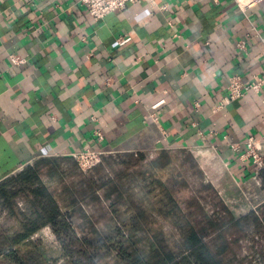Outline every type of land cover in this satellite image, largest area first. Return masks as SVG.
Here are the masks:
<instances>
[{
    "label": "crops",
    "instance_id": "1",
    "mask_svg": "<svg viewBox=\"0 0 264 264\" xmlns=\"http://www.w3.org/2000/svg\"><path fill=\"white\" fill-rule=\"evenodd\" d=\"M154 1L167 8L144 1L95 21L76 0H0V183L35 167L66 214L81 198L43 165L62 172L59 159L89 148L170 151L189 156L235 218L260 198L255 164L231 145L264 146V88L221 103L229 75L264 76V0L250 18L244 0Z\"/></svg>",
    "mask_w": 264,
    "mask_h": 264
},
{
    "label": "trees",
    "instance_id": "2",
    "mask_svg": "<svg viewBox=\"0 0 264 264\" xmlns=\"http://www.w3.org/2000/svg\"><path fill=\"white\" fill-rule=\"evenodd\" d=\"M131 155L137 157L135 164L143 165V169L134 170L129 183L114 184L110 178L100 176L101 183L96 185L98 181L87 179L80 171L79 184L74 188L65 185V192L74 191L75 195L83 185L86 186L83 195L95 194L106 186L109 193H117L110 204L117 225L98 231L93 241L78 236L69 217L62 213L55 191L44 184L37 168L30 166L0 183V216L4 212L9 216L19 214L22 224L26 225L23 231L12 233L0 226V256L15 254L17 248L34 243L33 235L50 226L61 251L60 257L52 258V264L60 260L62 264H108V259L116 264H223L221 253H214L203 242L202 235L210 230L243 232L251 226L262 225L264 219L261 221L254 212L235 218L223 205L221 210L225 214L218 211L212 216L204 212L196 197H190L183 205L179 193L189 183L179 163H183V156L189 158L188 155L170 151L154 158L143 153ZM146 158L149 159L145 161ZM94 170L99 173L100 167ZM22 193L26 205L32 209L30 213L17 208ZM166 225L170 228L168 231ZM90 247L93 252L89 251ZM41 254L38 251L33 255Z\"/></svg>",
    "mask_w": 264,
    "mask_h": 264
},
{
    "label": "rangeland",
    "instance_id": "3",
    "mask_svg": "<svg viewBox=\"0 0 264 264\" xmlns=\"http://www.w3.org/2000/svg\"><path fill=\"white\" fill-rule=\"evenodd\" d=\"M258 154L263 161V169L259 171L257 176V180L260 179L261 185L257 188V193L260 194V198L255 202H241V207L233 210V213L236 217H243L249 214V212H254L262 221L264 219L263 145H260ZM136 158V156H132L130 153L105 155L102 162L95 167H100L99 173L94 170L95 168L87 172L82 171L76 160L72 157H70L69 160L59 159L58 162H61L62 167H64L62 172L53 169L49 170L50 167L48 164V166L43 165V170L45 173L48 172L52 175L54 179L65 178L69 183L73 181L74 186L76 183L79 184L82 180L81 176L78 175L80 171L86 175L87 179L98 181L96 185L101 183V181L98 180L100 176H103L105 179L110 178L114 184H124L132 180L131 177L134 170L143 169V165L135 164ZM148 159L146 158L145 161ZM182 160L185 162L183 166L189 182V187L179 193L182 204L184 205L183 202L188 201L190 197H196L200 201L204 212L206 211L210 215L215 216L216 212L222 211V203L217 193H215L211 187L204 186L206 184L202 183L199 179L191 159L182 157ZM47 183L48 187L52 188V183L49 181ZM77 189L79 191L77 196L81 198L79 206L76 205L75 209L71 211L64 210L63 212L68 214L72 227L80 238L85 241L86 239L93 241L98 231L117 225L112 209L110 208L111 201L117 197V193H109L108 186L98 189L95 194L89 195H83L86 191L85 185L79 186ZM17 208L24 209L29 213L32 212L30 205H26L24 193L19 197V206ZM191 210L196 212L193 207ZM252 219L253 218H251L249 222H251ZM0 226L8 233H12L23 231L26 225L22 224V218L19 214L9 216L8 212H4L2 216H0ZM167 229L170 228L166 225V230ZM220 232H222V230L219 232L210 230V232L202 235V240L214 253H221L220 257L222 258L223 264H264V221H262L261 226L255 227L254 225L243 232L236 231V229H232L231 231L225 230L221 234ZM1 233L0 228V234ZM32 239H34L32 240L35 241L34 243H29L21 248H17L15 254L1 255L0 264H52V258L60 257V243L50 226L41 228L33 235ZM222 247H226V249L222 251ZM38 251L42 252L41 256L33 255L34 253L37 254ZM89 251L93 252V247H90ZM107 262L108 264H116L113 260L109 259ZM57 264H62V260Z\"/></svg>",
    "mask_w": 264,
    "mask_h": 264
},
{
    "label": "built area",
    "instance_id": "4",
    "mask_svg": "<svg viewBox=\"0 0 264 264\" xmlns=\"http://www.w3.org/2000/svg\"><path fill=\"white\" fill-rule=\"evenodd\" d=\"M79 5L84 7L89 16L95 20L100 21L103 20L107 15L120 12L125 10L130 4L147 2L154 8L164 9L167 8V5L158 4L154 0H76ZM260 0H244L237 1L239 9L246 15V17L250 18L247 14L248 11L256 6ZM129 40L128 37L119 39L120 44H124ZM237 47L242 52H247V42L245 40H240L237 43ZM11 62L15 65H21L26 63V59L20 57L16 54L10 55ZM264 88V76L256 77L249 82H244L242 77L239 74H231L228 77V83L225 89V96L221 103V106L227 105L229 103L238 101L242 99L247 92L256 91L260 92L261 89ZM146 119L152 118L156 119L155 114H149L145 117ZM95 135L99 138V140L103 139V135L100 131H96ZM260 144L254 137L248 138L243 144L231 146L236 149V151H242L241 158L243 160L249 159L251 160L257 169V173L261 169H263V161L260 155L258 154V150ZM106 153L99 149L89 148L84 151H78L71 153L70 157L76 160L79 168L82 171H90L91 169L98 166Z\"/></svg>",
    "mask_w": 264,
    "mask_h": 264
}]
</instances>
